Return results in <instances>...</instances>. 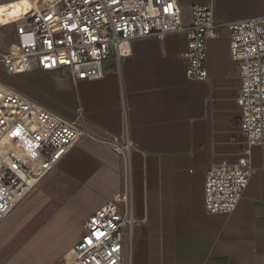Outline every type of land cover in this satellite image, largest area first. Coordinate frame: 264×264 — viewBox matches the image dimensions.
Instances as JSON below:
<instances>
[{
    "label": "crops",
    "instance_id": "1",
    "mask_svg": "<svg viewBox=\"0 0 264 264\" xmlns=\"http://www.w3.org/2000/svg\"><path fill=\"white\" fill-rule=\"evenodd\" d=\"M177 1L184 24L193 3L209 4L217 24L264 14V0ZM14 43L13 28L2 51ZM186 48L184 33H167L112 53L100 78L20 73L27 83L16 90L84 133L0 222V264L59 262L128 180L136 220L128 264H264V145L251 147L252 173L235 208L204 205L206 169L236 162L245 146L229 32L219 27L206 41L203 80L186 78ZM111 138L131 142L128 162Z\"/></svg>",
    "mask_w": 264,
    "mask_h": 264
},
{
    "label": "built area",
    "instance_id": "2",
    "mask_svg": "<svg viewBox=\"0 0 264 264\" xmlns=\"http://www.w3.org/2000/svg\"><path fill=\"white\" fill-rule=\"evenodd\" d=\"M7 1V0H0ZM30 9L13 21L15 43L0 51L6 74L65 69L74 82L103 75L112 53H128L130 41L184 33L186 78L203 80L206 41L219 27L229 32V51L240 77L236 104L245 146L236 162L221 161L205 171L207 212H229L252 173L251 147L264 145V14L217 24L209 4L193 3L184 24L177 0H26ZM68 121L0 82V222L83 135ZM110 141L128 162L131 142ZM131 183L115 192L83 224L84 234L59 262L128 264L136 220ZM126 260V261H125Z\"/></svg>",
    "mask_w": 264,
    "mask_h": 264
},
{
    "label": "rangeland",
    "instance_id": "3",
    "mask_svg": "<svg viewBox=\"0 0 264 264\" xmlns=\"http://www.w3.org/2000/svg\"><path fill=\"white\" fill-rule=\"evenodd\" d=\"M38 0H33L36 3ZM30 9V4L26 0L16 1L0 6V50L13 40V24L9 22L16 20V17H21L25 11ZM7 25V26H6ZM6 26V28H4ZM4 28V29H2ZM8 30V32H7ZM0 82L19 90V86L26 84L25 78L20 74H6L0 68ZM126 261V260H125ZM126 264V262H125Z\"/></svg>",
    "mask_w": 264,
    "mask_h": 264
},
{
    "label": "bare ground",
    "instance_id": "4",
    "mask_svg": "<svg viewBox=\"0 0 264 264\" xmlns=\"http://www.w3.org/2000/svg\"><path fill=\"white\" fill-rule=\"evenodd\" d=\"M16 1H22V0H7V1H2V2H0V6H3V5L8 4V3L16 2Z\"/></svg>",
    "mask_w": 264,
    "mask_h": 264
}]
</instances>
